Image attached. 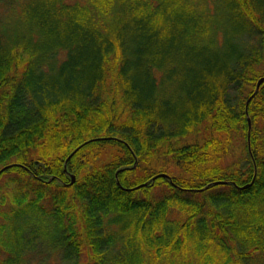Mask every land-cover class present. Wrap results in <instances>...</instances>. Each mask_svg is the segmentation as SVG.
<instances>
[{
    "label": "trees",
    "instance_id": "trees-1",
    "mask_svg": "<svg viewBox=\"0 0 264 264\" xmlns=\"http://www.w3.org/2000/svg\"><path fill=\"white\" fill-rule=\"evenodd\" d=\"M0 264H264V0H0Z\"/></svg>",
    "mask_w": 264,
    "mask_h": 264
},
{
    "label": "rangeland",
    "instance_id": "rangeland-1",
    "mask_svg": "<svg viewBox=\"0 0 264 264\" xmlns=\"http://www.w3.org/2000/svg\"><path fill=\"white\" fill-rule=\"evenodd\" d=\"M67 1H69V2H73V1H75V0H67ZM103 133H104V132H100L99 134L102 135ZM82 144H83V143H82ZM82 144H80L77 148H80V147L82 146ZM77 148H76V149H77ZM76 149H74V150L68 155V157L66 158V160H68V159H70V158L72 157V155L74 154V152L76 151ZM87 149H88V147L82 149V152H86ZM101 156H102V155H101ZM92 163H95L94 160L92 161ZM135 163H136V162H134V163L132 164V167H134ZM64 170H66V167H64ZM70 175H72V178L69 177L70 181H69L68 184H70V183H74V181H76V179H77V174H75L74 172H72V174L69 173V176H70ZM67 176H68V175H67ZM156 177H161V178H168V179H171L170 176H169L167 173H164V172H159L158 174H156L155 176H153L151 179H155ZM148 182H149V181H148ZM145 185H147V184H145Z\"/></svg>",
    "mask_w": 264,
    "mask_h": 264
},
{
    "label": "water",
    "instance_id": "water-1",
    "mask_svg": "<svg viewBox=\"0 0 264 264\" xmlns=\"http://www.w3.org/2000/svg\"><path fill=\"white\" fill-rule=\"evenodd\" d=\"M263 78H260L257 82V85H256V88H258L259 84L262 82ZM71 178H72V175H71ZM217 183V182H216Z\"/></svg>",
    "mask_w": 264,
    "mask_h": 264
}]
</instances>
